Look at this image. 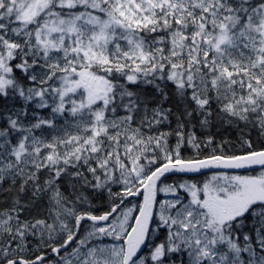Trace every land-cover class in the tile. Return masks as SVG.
<instances>
[{
	"label": "snow or ice",
	"instance_id": "1",
	"mask_svg": "<svg viewBox=\"0 0 264 264\" xmlns=\"http://www.w3.org/2000/svg\"><path fill=\"white\" fill-rule=\"evenodd\" d=\"M0 264H264V0H0Z\"/></svg>",
	"mask_w": 264,
	"mask_h": 264
}]
</instances>
